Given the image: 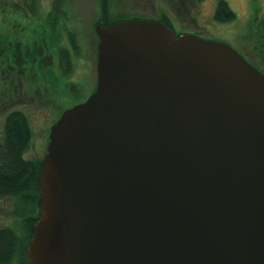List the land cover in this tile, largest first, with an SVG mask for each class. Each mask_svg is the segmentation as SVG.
<instances>
[{
  "label": "water",
  "instance_id": "obj_1",
  "mask_svg": "<svg viewBox=\"0 0 264 264\" xmlns=\"http://www.w3.org/2000/svg\"><path fill=\"white\" fill-rule=\"evenodd\" d=\"M93 30L95 84L48 124L23 264H264V70L159 19Z\"/></svg>",
  "mask_w": 264,
  "mask_h": 264
},
{
  "label": "rangeland",
  "instance_id": "obj_2",
  "mask_svg": "<svg viewBox=\"0 0 264 264\" xmlns=\"http://www.w3.org/2000/svg\"><path fill=\"white\" fill-rule=\"evenodd\" d=\"M100 0H36L39 5L43 18H47L48 25H41L46 31L52 33L53 39L59 36L62 43L67 46L68 61L63 65L62 73L59 72L52 81L51 88L42 91V86L38 83L37 86L30 87L21 82L20 86L23 90L16 88L13 92V82H8L7 79L2 81L0 67V119L2 107L6 108L18 107L22 109L27 117V121L31 130L29 143L23 151V155L27 157H41L44 150V145L47 140L48 124L57 116L59 110L77 100L82 99L87 91L91 88L94 80V40L96 38L92 23L94 19H99L100 16ZM180 0H105L106 10L105 19L113 20L119 17H124L127 13L153 14L156 11L155 7L164 5L178 12L180 23L185 26H190L196 29V33L200 36L208 38L221 39L231 44L236 49L243 51L250 59L258 62L264 67V47L257 43L254 37L253 20L256 15L251 9V3L254 0H224L231 8V14L227 18L217 20L211 15L210 8L212 1L217 4L218 0H198L197 11L193 9L189 12L184 6L179 5ZM189 2V0H186ZM181 4V3H180ZM214 4V9H215ZM9 5L12 7H20L19 0H9ZM256 11H264V0H256ZM5 1L0 0V27H8L12 19L19 20L18 11L11 6H5ZM22 8V7H21ZM262 8L263 11L260 9ZM213 9V12H214ZM49 12V13H48ZM257 16V17H259ZM59 18L61 21L60 31L55 24ZM38 25L39 22H38ZM64 26L74 28V35L77 43L74 47H68L66 36L64 35ZM188 30V28H186ZM0 40H3L0 35ZM39 40V38H38ZM2 41H0L1 43ZM14 44V43H13ZM11 44V45H13ZM39 45V41L37 43ZM29 47H31L29 45ZM38 52L32 49L33 55L27 52L25 62L22 64L47 63V49L42 50L38 46ZM41 55V59L39 57ZM63 60V57L61 58ZM15 65L19 62H15ZM3 62L0 63V66ZM66 63V62H63ZM4 64V63H3ZM38 65L36 71L41 76V71ZM41 66V65H40ZM59 68L57 69V71ZM36 71L33 75L37 76ZM63 77V78H62ZM9 83V87H8ZM2 85L6 86L5 91H2ZM7 103L9 105H7ZM4 107V109H6ZM20 204V203H19ZM15 200L11 196H0V225H12L18 235L24 239L26 230L20 223L22 216L25 217L26 205L22 204L23 210L19 213L13 211ZM18 206V205H17ZM28 237V236H27ZM26 237V240H27ZM25 240V241H26ZM17 256H13L7 264H18Z\"/></svg>",
  "mask_w": 264,
  "mask_h": 264
},
{
  "label": "trees",
  "instance_id": "obj_3",
  "mask_svg": "<svg viewBox=\"0 0 264 264\" xmlns=\"http://www.w3.org/2000/svg\"><path fill=\"white\" fill-rule=\"evenodd\" d=\"M9 5V0H4ZM20 7L11 6L13 9L20 13V19L17 21L22 26V39L26 41V45L32 46L34 44V32H31L30 24L39 22L41 25H48L47 18H43V14H38L37 8L39 5L36 0H19ZM100 5V18L94 19L101 20V22H107L109 19H105L106 4L105 0L99 1ZM22 7V8H21ZM23 8L25 13H22ZM49 13V12H48ZM38 14V15H37ZM231 14V8L225 3L224 0H218L215 4L213 17L217 20L227 18ZM38 16L39 19L34 17ZM61 17H57L55 24L60 31ZM93 24V23H92ZM26 28V29H25ZM253 34L258 44L264 47V11L261 16L253 20ZM64 32L66 39L68 38V47H74L76 44L73 40V31L69 30L64 26ZM24 30V31H23ZM51 39V40H50ZM61 38L57 36L56 39L48 38L45 32V37L39 39V45L42 50L47 49V52L51 49L55 50L57 56V62L40 63L42 71L48 72L50 69L55 72V69L59 68V72L64 70L63 65H69L67 46L62 43ZM38 39L36 38V43ZM26 51L33 55L31 47H27ZM24 52L26 57L27 52ZM258 68L264 70L258 62L253 61L245 55ZM63 57V60L61 58ZM66 62V63H63ZM1 63V62H0ZM26 63V62H25ZM3 65V63H2ZM1 65V66H2ZM13 67V64L11 63ZM35 63L25 64L23 71L19 74L18 71H14L11 68L9 74V82L13 80L14 76L18 74L25 82L39 81L41 77L33 75V71H36L37 67ZM62 66V67H61ZM53 68V69H52ZM60 72V73H61ZM36 74L39 75L38 71ZM31 130L27 121L25 112L17 107L4 109L1 112L0 119V196H11L15 200L13 211L19 213L23 210L22 204L26 205L24 212L25 217L22 216L20 223L25 227L26 233L24 239L18 235L12 225H0V264H7L10 259L17 256V263L23 264L26 237L30 234L31 224L33 218L37 215V197H36V186H37V170L40 157H27L23 155V151L26 149L29 143V137ZM20 203V204H19ZM18 205V206H17ZM26 240V241H25Z\"/></svg>",
  "mask_w": 264,
  "mask_h": 264
},
{
  "label": "flooded vegetation",
  "instance_id": "obj_4",
  "mask_svg": "<svg viewBox=\"0 0 264 264\" xmlns=\"http://www.w3.org/2000/svg\"><path fill=\"white\" fill-rule=\"evenodd\" d=\"M168 1H170V0H168ZM255 3H256V0H254L251 3V9H252V11H254L253 15H256L255 16V19H256L257 16H259V14L261 12H255L257 10L256 9L257 5H255ZM197 4H198V0H189V2H186V0H180L178 3V7H179V5H181V6H184V8L186 10H189V12L192 9L194 12H196L198 9ZM214 4L215 3L212 1L210 12H209V13H211V15L213 13ZM5 6H10V5H8V3L5 2ZM179 9H180V7H179ZM154 10L156 12L153 14H139V13L130 12V13H127V15H125L124 17L136 16V17L159 19V20L163 21V23H165V25H167L172 30L173 34H176L179 31H188V32H193V33L197 34L195 32L196 31L195 28H192L190 26H185V25H182V23H180V19L178 17V12H176L174 9L166 7L164 5H161V6L155 7ZM260 10L263 11L262 8ZM37 11H38L37 13L39 15L43 14L39 7L37 8ZM22 13H25L24 8H23ZM18 14L20 15V13H18ZM34 18L39 19L38 16H36ZM119 18H123V17H119ZM96 21L101 22V20H95V21H93V23ZM102 23H104V22H102ZM30 25H32L31 26V32L35 33L34 34V44H32L31 47H32V49H34L35 51L38 52L37 48H39L38 47L39 45L36 44V38L40 39V38L45 37V32H46L48 38L49 37L53 38L52 33H51V30L48 32L45 29H43V27H41V24L38 25V22L37 23L35 22L34 24H30ZM22 26H24V25H21L20 23L17 22V20L12 19L10 21L8 27H0V35L3 38V40H0V41H2L0 43V62L4 63L2 66H0L1 72H4L3 73L4 75H2V81L7 79L9 82L8 78H9V74L11 72V68H12V70L14 69L15 71H18L20 74L23 71V68L25 66L24 64H22V62L25 63L24 52L29 45L25 44L26 41L24 40V38L22 39V36L24 37V34H22ZM66 28L73 31V40L72 41H74V43H77L76 37L74 35V28L67 27V26H66ZM92 28H93V24H92ZM186 28H188V30H186ZM251 30L254 31V28L252 27ZM94 34L96 36V38L94 40V50H95V52H94V68H95V54H96L95 45H96V41H97V34L95 33V31H94ZM66 40L68 41V38ZM11 44H13V45H11ZM240 52L244 56L246 55L243 51H240ZM45 56H47V62H57V56H56L55 50L51 49V51H49L47 54H45ZM39 57H40V59L42 58L41 55H39ZM245 58H246V56H245ZM13 61L19 62V64L15 65V63ZM20 61H22V62H20ZM11 63L13 64V67L11 66ZM35 65H38V64L35 63ZM67 66H70V62H69V65H67ZM38 67H39V69H41L40 62H39ZM40 71H41V76H40L41 78L39 79V81H32L31 80L30 82L29 81L25 82L23 79H21L20 76H18V74H16L14 76L13 80L10 81V83L13 82L12 83L13 84V88H12L13 92L16 88H18V90H20V88H21V90H23V88L20 86L21 82H23V84L29 85L30 87H33L34 85L37 86L39 83L42 86V91L47 90V88H51L52 81H53L54 77L57 76V74H59V71H57V69H55V72H52L51 69L48 72L42 71V70H40ZM38 76L39 75H37V79H38ZM94 84H95V69H94V80L91 84V88L87 91V93L93 89ZM8 87H9V83H8ZM5 89H6V86L2 85L1 90L5 91ZM9 104L7 103V105H9ZM4 107L5 106L2 107L3 110H4ZM9 108H6V109H9Z\"/></svg>",
  "mask_w": 264,
  "mask_h": 264
}]
</instances>
